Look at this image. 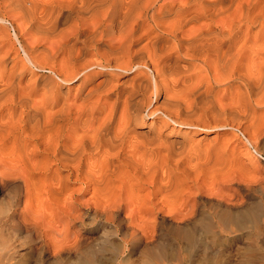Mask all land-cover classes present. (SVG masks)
I'll return each instance as SVG.
<instances>
[{
  "label": "bare ground",
  "instance_id": "obj_1",
  "mask_svg": "<svg viewBox=\"0 0 264 264\" xmlns=\"http://www.w3.org/2000/svg\"><path fill=\"white\" fill-rule=\"evenodd\" d=\"M32 69L48 73L38 71L30 84L24 74ZM119 76L130 81L115 83ZM259 104L264 0H0V184L16 192L15 204L24 189L21 211L10 215L40 239L37 264L52 259L50 250L56 261L47 264L79 253L73 226L99 216L113 227L102 242L111 252L90 249L76 264H152L129 252L144 237L154 242L158 229V257L176 259L181 238L196 264H264V170L230 171L229 136L218 141L220 155L217 143L203 149L188 137L237 128L264 154ZM146 115L170 129L138 128ZM210 166L222 169L217 178ZM203 168L213 177L209 190L191 182L188 191V178ZM31 244L6 264H32Z\"/></svg>",
  "mask_w": 264,
  "mask_h": 264
},
{
  "label": "rangeland",
  "instance_id": "obj_2",
  "mask_svg": "<svg viewBox=\"0 0 264 264\" xmlns=\"http://www.w3.org/2000/svg\"><path fill=\"white\" fill-rule=\"evenodd\" d=\"M7 24L9 26L8 27V31H9V34H11L10 35L11 39L12 40H16L15 39V31H14L12 25H10L9 23H7ZM16 46L17 47H20V44H19V42L17 40H16ZM21 52H22L21 54L24 55L22 50H21ZM90 56H92V54ZM38 71L39 72L48 73V70H45V71L35 70V69L27 70L25 72V74H24V81L27 80L29 78V76H30V80L32 79L31 80L32 82H30V80H29L28 83L32 84L35 81V79L32 78V77L37 78V76L39 74ZM34 74H36L37 76H34ZM119 77H116V79H114V82L115 83H118V82L121 83L123 81H130L129 78H128L129 76H119ZM98 78L99 79L100 78L102 79L101 76H99ZM98 78L96 79V82L99 81ZM24 81H23V83L26 82V81L25 82ZM76 85H77V83H73L72 85H69V86L76 87ZM66 86L67 85L64 84V88ZM75 93H76L75 88H72L71 91H70L71 97H74ZM223 93L224 92L221 90L220 94L224 95ZM163 95H164L163 92L162 93L160 92V95L158 97L157 103H159L162 100ZM155 101L156 100L154 98L153 102H155ZM262 107H263V109H262ZM255 112L258 113L257 118H254L255 122L259 119L258 120L259 122H256V123H258L257 125L259 126L258 127L259 130L257 131V129H256L257 132L255 131V133L256 134L259 133L258 135H261L257 139H259L258 140V144H260L259 147L264 152V132H263V130H264V106H262L260 104L259 105H256ZM257 113H255V114H257ZM255 117H256V115H255ZM151 119H153V121ZM162 124L163 123L161 121H160V124H158L156 118H153L152 116L146 115V117L144 118V123L141 124V125L138 124V125H140V126H138V128H140V129H142L144 131L145 130L146 131L148 130L147 132H150L152 134H161L163 132H167L170 129L169 127H168V129L166 127H163L164 129L158 128ZM260 128H263L262 131H261ZM158 131L160 133H157ZM227 131H224V129H217V128L216 129L215 128H211V129H208V130H205V129H202L201 128V129L196 130L195 132L193 130H191L189 132V134H188V137L191 138V139H189L190 143L192 142V144L193 143L194 144L193 145L190 144V143L189 144H190V146L191 145L192 146H198L199 145L200 147L203 146V149H205V147L209 145V142H211L212 144H210V145H213V143H217L216 144V147H217V145L219 147L220 146V143H222L223 141H226L228 139V136H229L230 137L229 139H232V140H229V143H228V145L226 147L227 154H225V156H224V158L226 157V159H229V160H226V159L223 158V161H224V163H225V161L227 162L225 164H228L229 163L228 166H230V167L233 166V167H231V169L234 168V170H236L237 172L236 171H233L231 169H230V171H232L234 173H237L238 175H240L239 173H242L241 175H243L245 173L247 174V172L249 170L255 169L256 167L259 168V169L264 170V154H261V155H260V153L258 154L253 149L254 147L249 146V144L247 142V139H246V136L243 134V132L241 131V129L239 130L237 128H233V129H230V131H229V129ZM227 133L228 134L231 133V134L230 135H226ZM256 134L254 136L257 137ZM177 135L179 136V134H172L170 137L177 136ZM180 136H182V133L180 134ZM215 137H217V138L214 141ZM223 138L224 139L227 138V139L224 140ZM219 139H220L221 142L219 141ZM218 141L220 143H218ZM204 144L205 145L208 144V145L204 146ZM224 144H225V142L223 143V145ZM223 145L221 144L222 147H223ZM248 146H249V148H248ZM216 147L214 148L215 149L214 152L217 153V155L219 153L222 154V152H219L222 147L221 148L219 147L220 149L219 148H216ZM203 149H202V151H203ZM216 149H217V151L219 150L218 151L219 153L216 151ZM250 153H251V155H250ZM232 155H234V156L231 157ZM227 156H228V158H227ZM252 156L254 157L255 160L253 159ZM229 157H231V158H229ZM223 161H222V164L224 165ZM220 166H221V168H225V169H223V172H225L227 165H225V166L222 167V165L220 164ZM220 166H217V171H219V173L216 172V167L213 168L211 166H210L211 169L209 167H206V168H209L210 171L212 169H215L214 171L212 170L211 172H216V173H214V174L212 173L211 174L210 171H209V169H207L209 171L207 173V171H206L205 168H203L204 171L203 170L202 171H203V173L206 171L205 172L206 174H208V175L211 174V176H213V177L216 174L219 176L220 175V171H222V169L219 168ZM230 167H228V168H230ZM218 168L221 169V170H219ZM246 168H248L249 170L246 169ZM195 173L196 174H193L194 175L193 177L191 175V177H192L191 180H190V178H188V180L190 181L189 184L191 186V187L190 186L189 187L191 189H188V188H186V189L191 192L192 189H193V185L194 184H196V185L198 184V185L204 187L205 191L206 190H209L210 185H212V184H209V183L212 181L213 177L210 176L211 178L210 177L207 178L208 176L205 175V173L203 175V173L201 171L200 172L197 171ZM197 173L199 175H197ZM201 176H204V177H201ZM217 177H214V178H217ZM182 178H184V177L182 176ZM195 178H196V181H194ZM206 178L208 179L209 183H207L208 181H207ZM210 179H211V181H210ZM183 180H185V179H183ZM201 181L203 182L204 185L201 183ZM191 182L194 183V184L191 185ZM195 182H197V183H195ZM120 183H121V181H116V186H120L121 185ZM206 184H209V186H207ZM145 191L147 192L146 189H143L141 192L142 193H146ZM188 191H187V193H188ZM187 193H186V195L184 194L185 195V197L183 196L184 199L187 197ZM204 194L205 195H208L205 192H204ZM90 195H91V193H87L85 195V197H88ZM21 198H22V199H20V201H22V202H20L21 204H15L17 202V199H18V196L16 195V192L10 187V185L4 184V183H1L0 184V209H1V212H0V221H1L0 222V239H2V240H0V242L2 243V245L0 243V252H1L0 253V263L1 264H6L7 261H8V259L11 257V255H15L18 252L20 253L21 252L20 250H22V252L23 251L26 252L27 251L26 248L28 247V245H30V243H32L33 246H35V252H36L34 254V257L32 258L33 259L32 264H37V261L39 260L38 247L40 245H37V244H39L40 239L38 237L36 239L34 238V237L37 236L34 232L33 233H30V232H27V230H19V229H17L15 227V225H14L15 222H13V220L15 221V219H17L18 215L17 214H15L16 216L15 215H10V213H11L10 211H12L14 208H15V210L18 208L17 209L18 212L21 211V208L23 207V202L25 200L24 199L25 198L24 189L22 190V196H21ZM181 201H183V199ZM7 215H10V216H7ZM2 216H3V218H2ZM125 216H126V211L125 210H122L119 213V218L118 219H121V217H125ZM13 218H15V219H13ZM160 220H161V218H158V221L159 222H160ZM150 227L151 228H147V230L149 229L148 231H152L153 230L152 228H154V225L153 226L151 225ZM73 228L78 232L79 237L82 240L81 241V244H80L81 245V250L79 251V253L75 252V253H73L71 255L62 256L61 258H58L57 261H59L60 264H76V263H78V261H79L78 258L81 257V255L83 253L85 254L90 249H97V248L101 247L102 246V242L105 241L106 234L113 229V227H111L110 224L108 223V220L107 219L105 220V218H103L102 216H99L98 217V220H96L95 222H93L91 224L86 223L85 225H81V224L77 223L75 226H73ZM126 228H127V226L125 227V229ZM126 231H128V229H126ZM154 233H157L158 234L157 237L154 238V242L149 243V238L144 237L142 240H139V241H137L134 244V249L132 251H130V252L129 251H123V252H129V254H132V260H135L137 262L149 261L152 264H196V261L195 260H192V259L188 260L187 258H185V255H186V251H185V241L183 239H181V238H176L175 239L176 242H175L174 247L179 252V255L176 257V259H173V258L171 259L170 257L167 256V254H165L164 257L163 256L162 257L155 256L153 254L152 247H154L155 245H160L162 242H164V240H163V238H161L159 229H158L157 232H154ZM31 234L33 235V237H31ZM31 238H34L33 239L34 241ZM37 239H39V240H37ZM35 241H36V243H35ZM11 242H12V244H11ZM9 243H10V245H9ZM14 244H15V246H13ZM11 245L13 246L14 250H16V252L14 250L12 251ZM18 245H20L21 247L18 246ZM111 245H112V243H105L104 246H102V248H101V249H103L102 253H105L106 255H108L109 252H111ZM1 246H4V247L1 248ZM17 247H20V248H17ZM131 248H133L132 243H131ZM5 250H6V252H5ZM172 251L175 252V250H172ZM48 252H49L48 255L49 254L52 255V256H50V258H52V259H50V261H56L54 259L55 257H53L54 252L52 250H50ZM9 254H11V255H9ZM3 260L5 261V263H3L4 262ZM49 262H47V263H49Z\"/></svg>",
  "mask_w": 264,
  "mask_h": 264
}]
</instances>
